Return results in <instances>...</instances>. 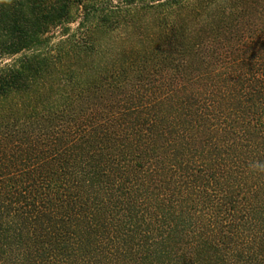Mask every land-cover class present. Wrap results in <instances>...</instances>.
Listing matches in <instances>:
<instances>
[{
  "label": "trees",
  "instance_id": "16d2710c",
  "mask_svg": "<svg viewBox=\"0 0 264 264\" xmlns=\"http://www.w3.org/2000/svg\"><path fill=\"white\" fill-rule=\"evenodd\" d=\"M252 12L261 13L259 26L249 19ZM205 20L206 39L190 42L194 33L188 31L190 21ZM137 25L148 31L146 46L109 54L111 48H105L102 36L119 28L125 33ZM52 28L62 29L58 40L41 48L52 43L47 36ZM247 34L248 49L264 47V0H0V264H169L170 249L152 244L160 259L154 254L150 262L148 255L136 258L126 241L132 231L123 227L126 214L145 206L163 224L173 221L192 230L214 255L224 252L221 264H234L233 259L263 264L264 232L255 230L239 208L247 204L248 194L264 192V148L253 142L259 135L264 140V85L253 88L260 70L257 77L234 72L228 82L234 90L210 93L205 106L192 115L198 116L188 118L186 125L173 123L175 154L161 170L169 172L162 184L171 196L156 200L165 204L134 200L132 208L121 198L130 190L120 193L115 206L108 192L116 183L108 187L100 178H110L111 170L103 164L113 149L130 153L129 160L117 167L144 172L147 162L140 165L133 155L140 142L133 139V147L125 148L129 136L122 144L110 138V145L93 150L100 153L95 164L83 161V152L76 155L84 149L77 143L88 134L76 126L74 108L90 88H81L80 76L70 77L62 70L73 59L92 58L106 64L99 80L91 84L95 91L122 83L127 88L135 73L140 78L178 71L180 65L174 64L190 48L236 45L234 40ZM261 52L259 62L264 63ZM5 57L13 59L4 63ZM56 71L66 78H56ZM57 81L62 102L45 97L49 85ZM64 81L80 87L79 93H71ZM238 88L242 96L248 91L257 94L248 101L249 111L231 112L224 105ZM8 141L17 145L8 146ZM93 154L91 158L96 157ZM118 155H112L113 165L122 163ZM165 159L159 163L165 164ZM149 165L146 173L153 169Z\"/></svg>",
  "mask_w": 264,
  "mask_h": 264
},
{
  "label": "rangeland",
  "instance_id": "374dc122",
  "mask_svg": "<svg viewBox=\"0 0 264 264\" xmlns=\"http://www.w3.org/2000/svg\"><path fill=\"white\" fill-rule=\"evenodd\" d=\"M260 15L261 13L254 14V12H252L248 17L250 20H254L256 23L255 26H259L260 20H258V16ZM207 22L208 21L205 20L201 23L192 24V21H190L189 25H186L188 31L190 28L192 30L191 33L194 31L192 35L193 38L190 42L193 40H200L201 38L202 40L206 39L203 30L208 31L207 26L209 25L206 24ZM142 24L144 23L142 22L140 25ZM75 27V23L70 25L72 30ZM140 27L137 25L125 33L123 28L109 31L108 35L102 36V43L108 50H110L109 47L111 48L109 54L113 53L115 50H123L124 48L128 51L137 47L142 49L146 46L148 31L143 30L145 29L144 26ZM60 31H62V29L52 28L47 33L52 43H44L41 45V48H46V46L51 47L53 42L58 40ZM242 34L243 32L241 35ZM196 35L200 37L197 39L194 38ZM246 36H248V34L244 36L243 40L241 39L242 41H238L239 39L234 40L238 45L236 43V45H226L224 47L223 45L221 47L216 45L213 47L195 46L190 48L189 50L191 51L183 57V60L174 64V68L176 65H180L178 71L174 69L169 71H158L156 75L150 76V74H146L140 78H136L135 73L133 81L127 85V88H123L125 83H122L118 84L117 87H112V89L105 87V89L100 92L99 90L95 91L96 87L93 85L91 86V84L99 80V74L102 73L100 72L101 70H106L104 67L106 64H102L99 60L92 58L86 60L85 58H81V61L73 59L64 64L65 67L62 69L63 72L64 69L68 70L65 72L68 73L70 77L72 73H75L73 76H80V80L84 84L81 88H90L89 93L84 94L85 98L83 100L79 99L78 105L74 108L73 118H76V126L80 127L83 135L88 134L87 137H85L87 141L85 139L84 142L79 141V143H77L84 147V149L80 148L76 151L77 153H74L80 156L83 152L86 157L80 158H82L83 161L94 160V162L90 163L95 164L100 160V153L93 150L110 145V138L112 142H115L116 139L117 142L122 144L124 140H127V136H129V142L128 145L124 146L125 148L131 147V145L133 147L134 143L140 142V145L133 147V149H139L137 154H133L138 156L134 162L136 161L140 165H144L145 162H147V165H145L143 169L144 172L147 170L146 166L149 164V166L153 167V169L147 173L139 170H132L131 167H126L124 169L117 167V165L122 166L123 163L129 160L128 156L130 153H127L126 149L124 154L123 152L116 153L117 149H113L110 153L111 155L104 158L106 161L103 165L111 170L110 174L107 172L110 178L107 180L102 177L100 181L108 187L116 183V186L108 192V196L111 197L115 206L118 205L116 200L119 195H121L120 193H127L128 190L132 193L127 196L122 195L121 198L123 199V197H125V202H130L131 208L134 205V200H141V202L145 204H150L152 199L156 204L167 203L164 200V202L157 201L160 199H169L171 196L169 188H166V186L162 184L164 183L163 179H165V176L169 172L161 170L166 167L167 161L175 154L174 149L176 144L173 139L175 128L173 127V123L179 122L180 124L186 125L185 121L188 118L194 119L198 116V112L196 116L192 115H195L200 107L205 106L202 104L206 102L204 100L211 95L210 93L234 90V87H230L232 84L228 83L234 72L238 74L241 73L242 75L245 74V76L257 77L256 72L260 70L259 73L261 75L256 78L257 83L253 84V88L264 85V63L259 62V57L262 56L261 50L264 51V47L256 51L248 49L247 47L251 39ZM222 39H225V36L220 37L219 40ZM234 42L232 41V43ZM196 53H198L199 56H197ZM12 59L11 57H5L2 62L8 63L11 62ZM231 60L235 61L230 65L228 62ZM235 63L236 65L233 66ZM97 65H99V67ZM150 67L152 68V65H150ZM62 70L60 69L61 72ZM55 73L56 78H60V76L66 78L67 76L57 75V71ZM40 83H43V81L40 80ZM49 83L52 84L50 81L47 84ZM64 83L69 86V91L71 93H79L80 87L75 85L72 86L73 83H67V81H64ZM60 86L61 84L59 85L58 81L54 86L49 85L51 89L46 92L45 97L48 96L51 98L50 101L53 102H62L63 99L57 94V92L61 90ZM256 95L257 94L248 91L247 94L245 93L242 96L238 88L235 90V93L233 91V93L230 94L228 102L224 105H228V110L231 112L239 110L240 108H242L244 112L246 110L249 111L250 103H248V101H254L252 97ZM133 139L136 142H134ZM261 139L259 135L258 139H253V142L254 145L257 144V146L258 144H262L264 148V140L262 141ZM0 143H3V141ZM16 145L14 141H8V146L14 147ZM89 147L90 150L87 149ZM261 149L255 147V151ZM92 152L95 153L93 155H96V157H90ZM115 154H119V159L117 160H120L122 163L112 164V155ZM162 158H166V163L163 165L159 163ZM166 171H168V169ZM157 191L161 193V196L159 195V197H156L158 194ZM257 193L248 194V199L245 200L247 204H240L239 208L246 213L242 214L246 216L247 222L255 224V230H263L264 232V217L262 216L261 219V215H264V192H259L260 194L258 195ZM240 203L242 202L240 201ZM149 207L150 206L140 207V209L136 208L132 210L131 213L129 212L126 214L125 217L126 223L123 226L124 229L127 227L129 230H132L131 233L125 236L127 237L126 241L130 243V247H134L133 255L136 258H139V255L141 257L143 255H148L151 256L149 261L153 262L154 257L152 256L156 253L153 251L154 248L150 246L155 244V247H160L162 245L163 248L171 250L169 264H221L220 260L222 259H220V257L222 254L224 256V252L220 251L221 253L217 252L216 255H214V251L211 250L210 246L206 245L204 240L193 235L192 230H187L180 224L176 225L173 221L169 224H163V221L160 219H155V214L151 215L152 211L148 209ZM245 207L248 209L245 210ZM137 209L139 210L137 211ZM247 214L249 217H247ZM256 226L259 228H256ZM177 234H179V237L176 236ZM142 242L144 243L143 245ZM145 244H147V246ZM156 256L160 259L157 254ZM235 261L236 259H233L232 262H234V264H245L243 261ZM139 263L143 264L142 261L136 262L135 264Z\"/></svg>",
  "mask_w": 264,
  "mask_h": 264
}]
</instances>
